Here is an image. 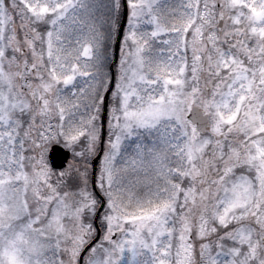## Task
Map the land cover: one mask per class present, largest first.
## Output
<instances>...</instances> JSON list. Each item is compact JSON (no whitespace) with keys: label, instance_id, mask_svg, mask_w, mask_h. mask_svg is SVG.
Wrapping results in <instances>:
<instances>
[{"label":"snow or ice","instance_id":"snow-or-ice-1","mask_svg":"<svg viewBox=\"0 0 264 264\" xmlns=\"http://www.w3.org/2000/svg\"><path fill=\"white\" fill-rule=\"evenodd\" d=\"M0 264H264V0H0Z\"/></svg>","mask_w":264,"mask_h":264}]
</instances>
